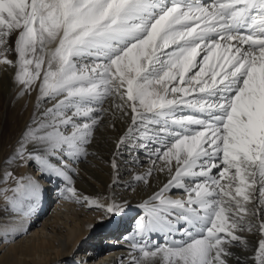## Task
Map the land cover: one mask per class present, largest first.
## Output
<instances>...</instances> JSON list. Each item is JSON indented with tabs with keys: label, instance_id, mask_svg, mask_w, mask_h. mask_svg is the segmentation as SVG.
I'll return each instance as SVG.
<instances>
[{
	"label": "snow or ice",
	"instance_id": "snow-or-ice-1",
	"mask_svg": "<svg viewBox=\"0 0 264 264\" xmlns=\"http://www.w3.org/2000/svg\"><path fill=\"white\" fill-rule=\"evenodd\" d=\"M8 68L17 98L36 100L0 161V183L11 182L0 236L24 231L42 195L12 165L62 180L65 199L122 212L115 193L100 203L75 186L108 128L120 132L113 185L122 149L132 165L141 152L151 161L127 187L166 176L142 199L121 264H264V0H0Z\"/></svg>",
	"mask_w": 264,
	"mask_h": 264
},
{
	"label": "bare ground",
	"instance_id": "bare-ground-1",
	"mask_svg": "<svg viewBox=\"0 0 264 264\" xmlns=\"http://www.w3.org/2000/svg\"><path fill=\"white\" fill-rule=\"evenodd\" d=\"M13 77L14 69H0V161L12 152L16 141L35 111L36 93L17 98L19 89ZM119 134V131L113 132L108 128L98 132L95 143L98 156L89 157L87 162H80L77 165L79 175L74 177L78 192L92 199H99L100 203H105L103 197L115 193L119 202L125 204L124 210L119 213L107 214L103 208L89 206L74 199H65L60 195L64 187L63 181L54 176L42 174L34 164L23 167L12 165L11 170L16 175L34 177L41 185L42 192H47L53 187L51 194L55 196H50L45 200L44 194L41 195L36 212L26 218L23 224L25 230L19 235H9L7 239L0 236V264H121V259L127 258L129 245L120 235L127 236L133 232L136 220H129V216L133 213L138 216L142 215L139 207L142 199L148 192L155 190L156 186L165 182L166 176L158 175L152 182V189H145L135 182H132V187H127L133 175L131 169L137 172L143 171L151 166V161L145 153L141 152V163L132 165L129 163L128 150L122 149V155L118 157L121 183L113 185V170L107 162L112 158V152L115 150L114 139ZM3 171L4 165L0 163V174ZM110 185L113 186L110 187ZM10 186L11 182L8 185L0 183V188ZM133 188L136 190L133 191ZM171 195H174L173 198H181L183 194L173 191ZM50 204L52 210L48 211L45 222L40 224L38 229L31 230V234H27L37 221L36 218L41 217ZM4 207L5 201L0 195V221L8 220L10 217L9 213L3 211ZM100 215H109V217L119 215L121 220L117 219L113 225L97 233L99 237H104L101 242L105 243L104 246L100 242L92 246L83 245L82 240L93 233V224L91 225L89 221H94ZM93 216L95 217L92 219ZM121 225L125 227L122 231L117 230L118 232L112 233L115 227ZM46 228H49L52 233V239L43 235ZM245 235L253 243L259 238L252 234L246 233ZM175 238L180 239L179 235ZM152 239L161 244L165 242L164 238L159 235H154ZM118 244L121 245L118 246ZM77 248H84V250L78 256L73 257Z\"/></svg>",
	"mask_w": 264,
	"mask_h": 264
},
{
	"label": "rangeland",
	"instance_id": "rangeland-1",
	"mask_svg": "<svg viewBox=\"0 0 264 264\" xmlns=\"http://www.w3.org/2000/svg\"><path fill=\"white\" fill-rule=\"evenodd\" d=\"M53 188V187H52ZM52 188H50L49 190H47V192H46V194H47V198L48 197H50V196H55V194H51V192L54 190V189H52ZM54 193V192H53ZM174 196V195H173ZM80 205V204H79ZM79 207V206H78ZM49 210H52V206H51V204L47 207V211L44 213L43 212V215H41V217H37L36 218V222H35V224H33V226H32V228L31 229H29L28 230V233L27 234H31V230H35V229H38L39 228V226H40V224H43L44 222H45V220H46V216H47V214H48V211ZM95 216H93V217H91L92 219L94 218ZM139 216H138V214H131L130 216H129V220H133V221H135L137 218H138ZM45 218V219H44ZM121 220V216H111V217H109V215H100L99 217H96L95 219H94V221H89L90 223H91V225L93 224V228H92V230H93V233H91L89 236H87V237H85L83 240H82V242H83V245H87V246H92L93 244H95V243H97V242H100V244H101V242H102V239L104 238V237H99L98 235H97V233L98 232H100L102 229H104L105 227H109V226H111V225H113L114 223H115V221L116 220ZM61 223V222H60ZM44 232V236L45 237H47V238H49V239H52V233L50 232V230H49V228H46V230L45 231H43ZM41 234H42V232H41ZM23 236V235H22ZM21 237V236H20ZM20 237H18V238H20ZM17 238V239H18ZM103 244V246H104V244L105 243H102ZM119 245H121V244H118V246ZM83 250H84V248H77V249H75V251H74V253H73V257L74 256H78V254L80 253V252H83ZM81 259V258H80ZM48 264H51V263H48Z\"/></svg>",
	"mask_w": 264,
	"mask_h": 264
}]
</instances>
